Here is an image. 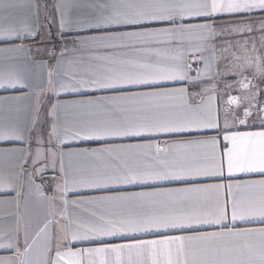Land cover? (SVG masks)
<instances>
[{
    "label": "snow or ice",
    "instance_id": "1",
    "mask_svg": "<svg viewBox=\"0 0 264 264\" xmlns=\"http://www.w3.org/2000/svg\"><path fill=\"white\" fill-rule=\"evenodd\" d=\"M54 27L72 47L43 49L55 63L48 87L37 93L31 127L19 118L0 123V141L28 143L26 133L40 123V95L50 92L55 102L46 114L47 148L2 152L31 163L30 181L58 167L56 195L45 197L35 185L50 208L62 201L55 223H67L58 241L96 246L61 250L58 242L51 255L50 212L31 244L25 232L23 251L0 243L16 252V260L0 257V264H264V105L257 102L259 86L245 75L252 68L253 78L264 82V57L253 55L257 39L264 49V0H0V90L32 93L31 51L39 45L24 41L51 40ZM66 33L74 34L71 41L63 40ZM230 52L231 65L213 75ZM190 56L204 64L195 76ZM229 73L241 77L237 83L250 95H228L221 122L216 96L204 102L201 95L215 92L217 84L191 89ZM69 94L87 98L60 101ZM22 98L0 97V104ZM65 109L78 110L81 119L61 126ZM253 110L249 128L258 121L259 130H240ZM186 135L199 138L174 139ZM71 141L101 146L64 151ZM37 143L44 141L37 136ZM73 158L85 163L74 167ZM250 174L261 178L240 179ZM10 188L0 178V191ZM81 190L101 194L68 199ZM69 205L80 211L70 213ZM41 237L39 253L30 257Z\"/></svg>",
    "mask_w": 264,
    "mask_h": 264
},
{
    "label": "crops",
    "instance_id": "2",
    "mask_svg": "<svg viewBox=\"0 0 264 264\" xmlns=\"http://www.w3.org/2000/svg\"><path fill=\"white\" fill-rule=\"evenodd\" d=\"M45 0H40V3L43 4ZM54 0H47V3L51 5ZM43 19V12H41V20ZM218 20L217 22H222ZM53 38L51 40L43 39L42 36H37L35 40H25V44L39 45V50L37 47H33L31 51V58L35 63L31 67V77L30 83L34 85L33 91L31 94H28V89L23 90H0V97H23L19 100H10L7 103L0 104V123H7L9 125L16 123L17 118H19V123L22 127L27 126L31 127L32 125V116L37 107V93H39L40 87L43 86L45 89L47 85V73L53 68L55 61L49 57L44 51V48L51 50L55 46L57 53L67 46L69 48L72 45L69 43L67 45L62 43L61 37L56 35V28L52 29ZM74 37L73 33H66L63 37V40L71 41ZM15 43H20V41H15ZM3 46V45H0ZM236 54V53H235ZM199 55V54H198ZM219 55V53H218ZM229 57L228 60H220L218 62V67L214 70L213 75L216 72L221 74L224 73L226 68L225 61L231 60V52L224 54ZM237 55V54H236ZM189 62L192 65V71L189 73L191 76L196 75L197 68H203L204 64L202 60H196L189 57ZM250 69L246 72L248 73ZM253 71V70H252ZM245 75H249L246 74ZM253 75V74H252ZM240 77L234 74L223 75L222 78L220 75L216 76L215 81L205 79L203 84H199L196 87L192 88L191 91L199 92L202 87H210L211 84L216 83L217 89L215 92L209 91L208 93H202L203 101H207L209 95H215L216 106L220 109L221 122L223 121V109L228 107L226 104L228 95H233V93L238 92V96L242 97L244 95H250V92H245L240 89V87L233 86L231 89H226L224 87L227 84V80L230 77ZM175 86H183L181 84H176ZM235 96V95H233ZM87 98L84 95L79 94H69L61 95L59 98L61 102L84 99ZM39 107L41 108L40 123L36 126L35 132L33 134L26 133V139L28 143L22 144L19 141H0V178L6 179L9 181L15 190L12 188L6 191H0V243H11L15 247L23 251L25 245V232L28 233V243L31 244L33 237H35L36 232L39 231V228L43 226V223L46 217L49 216L50 212H53L52 216L53 223L50 227L51 232V244L53 252L51 255H54L55 247L58 242L62 244V249L64 247L71 246L73 249L80 247H90L96 246L94 243L89 244L86 242H73L71 245H68L67 241H58V237L64 235L59 229L67 223L63 221L60 226H58L55 221L60 220V212L63 210L62 201L57 198L52 201L51 204L53 207L50 208L49 202L39 197L36 193L35 185H40V191L44 193L45 197H51L56 195L55 193V181L60 179L58 167L57 169H52L51 167L44 168L42 174L36 175L33 174L31 181L29 179V174L34 172L33 166L31 163L22 164L20 158L15 153L3 154L2 150L6 149H15V148H29L34 154L38 147L46 149L47 140H48V131L51 127V120L47 117V111L49 110L51 102H55V98L50 92L46 95H40ZM200 97H197V101L200 102ZM257 102L260 104V97H257ZM18 110V111H17ZM242 116L243 107L236 109ZM78 110L75 109H65L61 111V126L75 125L81 117L77 114ZM256 112L253 110L252 117L249 118L248 125L239 126L240 130H259V122L256 121L254 127L249 128V125H252L255 120ZM63 127H61V131ZM207 136L215 135L214 132L205 133ZM37 136L42 138L44 141L43 144L37 143ZM199 138L194 135H186L183 137H174V139H196ZM133 142V141H130ZM101 144L98 142L92 141H71L66 144L63 148L64 151L75 150L80 148H96L100 147ZM43 161L38 162L42 164ZM85 162L79 158H73V166H79ZM65 165H68V158H65ZM261 176L259 174H250L248 176H240V179H259ZM34 182V183H33ZM206 182H218V181H206ZM138 190V189H135ZM19 193V195H17ZM101 193L90 191V190H81L79 193H70L68 196L69 200L79 199L86 196L99 195ZM3 201H9L4 203ZM79 209H76L74 206L69 205V212H78ZM42 244V237L37 238L36 244L33 245L32 251L29 253L30 257H34L40 251V246ZM0 257H11L13 260H16V252L14 248H0Z\"/></svg>",
    "mask_w": 264,
    "mask_h": 264
},
{
    "label": "rangeland",
    "instance_id": "3",
    "mask_svg": "<svg viewBox=\"0 0 264 264\" xmlns=\"http://www.w3.org/2000/svg\"><path fill=\"white\" fill-rule=\"evenodd\" d=\"M251 43L248 45V48H249V52L251 54ZM256 47H257V53L253 54V55H260L261 57H264V49H261L260 48V45H259V40L257 39V42H256ZM232 52L236 53L237 55L243 57L244 56V52L242 49H239V48H233L232 49ZM224 63H226V68L229 67L232 63V61H225ZM253 70V71H252ZM253 72H254V69L250 68V70L248 71V73L246 72V74H249L248 77L249 79H252L253 80V84H256L259 86L260 88V95L258 96V98L260 97V104L261 105H264V82H262L258 77L257 78H253ZM231 73H229L230 75ZM241 79V77H230L229 80H227V84H232L233 86H236V87H239V84L237 83V81ZM233 95L235 96H238V92L237 93H233Z\"/></svg>",
    "mask_w": 264,
    "mask_h": 264
}]
</instances>
